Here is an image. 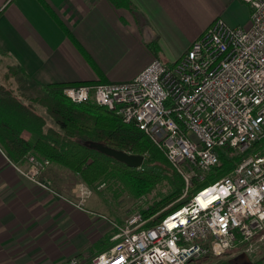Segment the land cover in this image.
Wrapping results in <instances>:
<instances>
[{"label":"built area","instance_id":"obj_1","mask_svg":"<svg viewBox=\"0 0 264 264\" xmlns=\"http://www.w3.org/2000/svg\"><path fill=\"white\" fill-rule=\"evenodd\" d=\"M241 1L250 8L248 25L216 20L173 65L155 59L130 82L64 89L73 103H93L135 125L183 178L188 199L153 227L141 213L115 224L111 247L66 264H193L251 258L264 245V0ZM222 156L230 171L197 190ZM27 159L26 171L16 168L55 193L42 180L51 162ZM77 192L72 204L88 212L93 190L81 182Z\"/></svg>","mask_w":264,"mask_h":264},{"label":"crops","instance_id":"obj_2","mask_svg":"<svg viewBox=\"0 0 264 264\" xmlns=\"http://www.w3.org/2000/svg\"><path fill=\"white\" fill-rule=\"evenodd\" d=\"M130 2L117 9L109 0H0V57L39 86L126 83L155 59H182L216 20L241 27L250 19L241 0ZM71 173L51 164L44 178L64 185ZM43 191L0 147V264H37L45 233L53 241L52 223L43 229L55 200Z\"/></svg>","mask_w":264,"mask_h":264},{"label":"trees","instance_id":"obj_3","mask_svg":"<svg viewBox=\"0 0 264 264\" xmlns=\"http://www.w3.org/2000/svg\"><path fill=\"white\" fill-rule=\"evenodd\" d=\"M109 2L117 9L132 7L130 0ZM30 82L41 94L29 100L46 110L55 127L46 129L47 120L37 115L33 106L23 104L12 91L0 86V147L14 165L18 167L33 155L74 173L91 188L119 183L135 200L157 191L154 202L141 211L148 220L146 227H153L187 203L178 201L185 189L183 178L164 152L135 125L125 124L106 108L93 103L78 105L64 95V89L84 85L39 86ZM96 145L141 155L145 161L140 169H132L104 155ZM221 162L215 169L218 176L212 178L214 182L232 168V162L224 156ZM224 258L204 257L193 264H238L237 258ZM251 264H264V259Z\"/></svg>","mask_w":264,"mask_h":264},{"label":"rangeland","instance_id":"obj_4","mask_svg":"<svg viewBox=\"0 0 264 264\" xmlns=\"http://www.w3.org/2000/svg\"><path fill=\"white\" fill-rule=\"evenodd\" d=\"M0 60V86L12 91L23 104L33 106L35 113L47 120L46 129L55 127L46 110L29 100L39 96L41 92L35 89L31 82L25 81L16 68L7 69L2 57H0ZM11 71L13 75L15 74L14 76ZM260 148L264 149V142ZM28 167V159L21 162L18 166L22 171H26ZM203 176L206 180L200 185H198V179L193 181L194 187L198 185L197 190L214 182L212 178H216L218 175L216 171H212L203 174ZM42 180L56 193L43 191L54 197L55 200L51 207L47 206L45 208L48 216L52 219H46L48 222L44 220L43 230L47 232L50 229L47 223H52L50 225L54 226L55 237L51 241L49 239L51 238L50 234L45 233L43 236L45 244L40 253L42 257L39 256L33 259L37 264H66L73 257L88 258L108 249L113 245L111 237L115 232V224L122 225L129 217L141 213L143 209L154 202V197L157 194V191H155L150 195L141 196L139 200H135L128 195L124 186L119 183L105 184L95 188L90 187L93 190V195L85 203L86 211L88 212H82L72 204L79 200L77 185L83 182L80 177L76 176L73 179V174L71 173L69 181L66 180L64 185H60V181L58 183L55 181L54 183L44 178V175ZM184 194L185 192H183L182 197L178 201L188 200L184 198ZM56 203L57 205L54 206ZM71 214H75V217L70 218L69 215ZM47 244L50 248L46 247ZM250 259L255 263L263 261L264 245L256 250V253Z\"/></svg>","mask_w":264,"mask_h":264},{"label":"water","instance_id":"obj_5","mask_svg":"<svg viewBox=\"0 0 264 264\" xmlns=\"http://www.w3.org/2000/svg\"><path fill=\"white\" fill-rule=\"evenodd\" d=\"M95 148L104 155L109 156L132 169H140L145 161V158L141 155L129 154L103 145H96ZM236 260L238 264H251V259L247 255H241L237 257Z\"/></svg>","mask_w":264,"mask_h":264}]
</instances>
